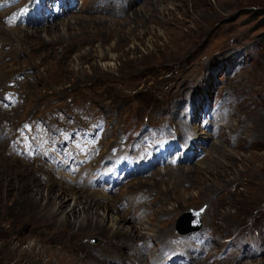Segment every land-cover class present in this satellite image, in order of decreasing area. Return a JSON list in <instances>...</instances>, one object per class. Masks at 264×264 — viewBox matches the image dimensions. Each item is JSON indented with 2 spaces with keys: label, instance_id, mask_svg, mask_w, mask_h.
Returning a JSON list of instances; mask_svg holds the SVG:
<instances>
[{
  "label": "rangeland",
  "instance_id": "1",
  "mask_svg": "<svg viewBox=\"0 0 264 264\" xmlns=\"http://www.w3.org/2000/svg\"><path fill=\"white\" fill-rule=\"evenodd\" d=\"M129 1L82 0L50 26L0 27V91L23 98L0 124L33 115L41 126L77 128L103 117L102 155L151 128L192 139L195 157L129 179L101 204L0 138V264H264V0ZM76 175L83 193L102 195ZM203 205L199 233L184 235L194 221L179 215ZM117 223L133 231L112 230ZM195 245L206 249L192 263ZM133 246L147 249L135 256Z\"/></svg>",
  "mask_w": 264,
  "mask_h": 264
},
{
  "label": "bare ground",
  "instance_id": "2",
  "mask_svg": "<svg viewBox=\"0 0 264 264\" xmlns=\"http://www.w3.org/2000/svg\"><path fill=\"white\" fill-rule=\"evenodd\" d=\"M41 1H43V2H46V0H41ZM67 2V1H66ZM127 2H128V8H131V3H130V1L129 0H127ZM105 9H107V10H110V11H113V12H115V11H118V10H121V11H123L124 9H123V7H119V8H116V7H114L113 5H106L105 7H104ZM128 13V10H125V14H127ZM70 16H77L76 14H73V15H70ZM36 19H37V17H35L33 20H32V22H33V24H35L36 23ZM55 22V20H53V22L52 23H48V24H46V25H44V26H42V27H46V26H50V25H52L53 23ZM0 27H2V28H5V29H14V28H17V25L16 26H9V27H6L5 25H1L0 24ZM18 27H25V30L27 29V26H18ZM35 31L37 32L38 30L37 29H35ZM0 115L1 116H3V117H5L6 115H9V111L8 110H6V109H0ZM221 115V109L220 110H218V112H216L215 113V115L214 116H212L213 118H215V119H217V117L218 116H220ZM207 121H209V119H207ZM1 122V121H0ZM216 122H217V120H216ZM216 122H215V124H216ZM0 126L2 127V130L5 128V127H3V124H0ZM217 125H215V127H216ZM220 129H218V131H219ZM211 132H214V130H211ZM196 139V138H195ZM106 141H108L107 139H105V136L101 139V143L103 144L104 142H106ZM192 141V139H189V142L190 143H192L191 142ZM192 145H193V143H192ZM16 156H11V159L12 158H15ZM17 159H18V157H17ZM20 159V158H19ZM18 159V160H19ZM19 162L22 164V162L19 160ZM27 163H30V164H34V166H36V168H41L42 169V171L44 172V173H46V172H49V170L47 169V168H44L43 167V165L41 164V165H39V164H36L35 162H27ZM179 165V163H177L174 167H176V166H178ZM173 166H171L170 167V169L171 168H174ZM162 170H166V167H164L163 169H157V170H153L152 172L153 173H155V174H157V173H160ZM46 171V172H45ZM50 177L51 178H53L51 175L49 176L48 175V179H50ZM71 178V181L70 182H68L67 180H66V175H61L58 179L57 178H55L54 180H56V182L57 183H60V184H62L61 186H67V187H71V188H74V189H76L77 191H79L80 193H81V195L84 197L83 199H87V197L88 196H91V201L92 202H99V203H107L108 204V201H109V199H108V195H109V193H110V191H104V190H99V189H97V188H94V189H91V188H89V191H98V193L99 194H102L101 196L100 195H92V194H90V193H83V192H85L84 190H83V184L81 183V182H79V179H78V176H76V177H70ZM133 181V180H132ZM58 191V190H57ZM60 191V190H59ZM62 191H63V189H62ZM50 194V193H49ZM53 194V193H52ZM52 194H51V196H52ZM61 194V193H60ZM61 195H63V194H61ZM64 197V196H63ZM73 197V199L75 200V201H77L76 200V196H72ZM65 198H67V197H65ZM58 199V198H57ZM73 200V201H74ZM83 202V201H82ZM63 203H64V200L62 201V202H60L59 203V206H62L63 205ZM86 203V202H85ZM88 204V203H87ZM92 204V203H91ZM88 206H90L89 208H88V211H83L82 213H84V217L82 218V221L84 222V223H82L81 222V225L84 227H87V226H89V223H93V218L92 217H89V215H90V213H92L91 212V210H92V206L89 204ZM132 207H134V204H133V202L131 201V203H130V205H129V208H130V210H131V208ZM140 206H138V207H136V208H139ZM117 208H118V206H117ZM106 209V208H105ZM105 211V210H104ZM72 213H74V210H73V212ZM94 213V212H93ZM106 213V212H105ZM106 215V214H105ZM190 215H192V214H188V215H186V214H183L182 216H181V218L179 219V223H180V221H182L183 220V218L184 217H187V216H190ZM69 216V215H68ZM103 216V215H102ZM104 217V216H103ZM134 217H135V219H136V215H134V216H132V218L134 219ZM101 218V217H100ZM190 218V217H189ZM114 220H116V219H114ZM96 223H98L97 221H98V219H97V217L95 218V220H94ZM118 221H122V223L124 222V219H118ZM112 222V221H111ZM120 223V222H119ZM115 223H113V225H114ZM100 225H101V230L99 231V232H101L102 230H103V228L105 227L104 225H103V223H101L100 222ZM92 226V225H91ZM90 226V227H91ZM103 226V227H102ZM124 226V225H123ZM123 226H119L118 225V223H117V227L116 228H114V229H112V230H114V231H124L125 233H126V231H130V232H132L133 231V228H129V227H126V229H123ZM128 226V225H127ZM84 227V228H85ZM115 227V226H114ZM191 232H194V234H198L199 233V230H194V231H189V232H185V234L184 235H186V234H189L190 233V235L192 234ZM120 233V232H119ZM139 232L137 231V234H138ZM102 234H103V232H102ZM104 234H105V232H104ZM122 234V233H121ZM129 234V233H128ZM131 234V233H130ZM129 234V235H130ZM136 234V233H135ZM123 235H125L124 233H123ZM136 236V235H135ZM181 236H183V235H181ZM126 237H128V235L126 236L125 235V238ZM130 239V238H129ZM132 239V238H131ZM199 245H202L201 243H198V246ZM196 246V253L198 252L199 254H197V255H194V254H192L191 255V259L190 260H192V263H197L198 261H201L200 260V257L201 256H203L204 254H205V252H204V248H202V250H199L198 249V246L197 245H195ZM146 247L145 246H142L141 248H138V247H136V246H133V249H135L134 250V253H132L131 255H135V256H137L136 254L137 253H139V254H141V253H143V251H144V249H145ZM147 249V248H146ZM203 251V252H202ZM201 253V254H200ZM136 258V257H135ZM136 259H138V258H136ZM206 261H207V259H206ZM165 263H167V262H165ZM164 264V263H163ZM170 264V263H169ZM175 264H187L186 262H184L183 260H177V262L175 263Z\"/></svg>",
  "mask_w": 264,
  "mask_h": 264
},
{
  "label": "water",
  "instance_id": "3",
  "mask_svg": "<svg viewBox=\"0 0 264 264\" xmlns=\"http://www.w3.org/2000/svg\"><path fill=\"white\" fill-rule=\"evenodd\" d=\"M204 209H205V205H203L199 208L190 207L187 210L182 211L179 216H181L183 214H186V215L192 214L190 216L184 217L183 220L186 221L187 218L190 217L189 220H191L192 222L194 221V226L192 228L197 229L201 226V216H202Z\"/></svg>",
  "mask_w": 264,
  "mask_h": 264
}]
</instances>
